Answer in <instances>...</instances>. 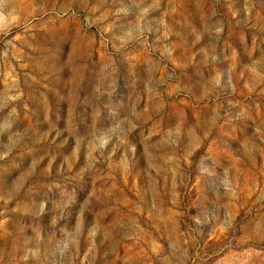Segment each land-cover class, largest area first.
<instances>
[{"label":"rangeland","instance_id":"obj_1","mask_svg":"<svg viewBox=\"0 0 264 264\" xmlns=\"http://www.w3.org/2000/svg\"><path fill=\"white\" fill-rule=\"evenodd\" d=\"M0 264H264V0H0Z\"/></svg>","mask_w":264,"mask_h":264}]
</instances>
